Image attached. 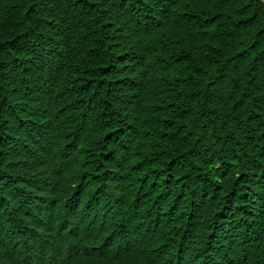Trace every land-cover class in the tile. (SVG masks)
<instances>
[{"label": "trees", "instance_id": "obj_1", "mask_svg": "<svg viewBox=\"0 0 264 264\" xmlns=\"http://www.w3.org/2000/svg\"><path fill=\"white\" fill-rule=\"evenodd\" d=\"M0 264H264V0H0Z\"/></svg>", "mask_w": 264, "mask_h": 264}]
</instances>
